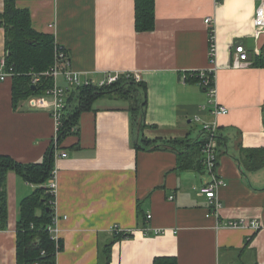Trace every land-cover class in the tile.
Instances as JSON below:
<instances>
[{"label":"crops","instance_id":"0c3cea01","mask_svg":"<svg viewBox=\"0 0 264 264\" xmlns=\"http://www.w3.org/2000/svg\"><path fill=\"white\" fill-rule=\"evenodd\" d=\"M16 6L29 11L36 32L67 51L75 72L97 80L138 75L146 86L142 132L133 128L125 102L101 97L60 143L66 157H54L52 211L61 244L55 264H264V162L251 168L258 157L249 152L264 150V34L252 37L257 2L155 0V26L148 32L135 30L134 0H16ZM237 44L248 53L242 68L231 66ZM4 55L0 27V59ZM212 66L215 100L228 110L217 117L198 80H182ZM33 97L15 107L12 79L0 81V155L22 164L41 162L54 137L51 116ZM211 122L217 127L215 172L225 183L216 216L199 194L209 180L200 164L202 126ZM141 137L153 146L138 149ZM174 139L184 142L174 149L161 142ZM35 188L8 172L0 264H17L19 205ZM251 220L260 228L226 227ZM113 227L129 236L114 237Z\"/></svg>","mask_w":264,"mask_h":264},{"label":"trees","instance_id":"16d2710c","mask_svg":"<svg viewBox=\"0 0 264 264\" xmlns=\"http://www.w3.org/2000/svg\"><path fill=\"white\" fill-rule=\"evenodd\" d=\"M0 11V27L5 33V58L7 66H13L15 75L12 79V100L16 105L31 96L43 94L52 86L51 77H42L32 89L29 73L47 71L53 63L54 39L51 35L36 32L31 26L29 11L16 6V0H2ZM134 26L137 32L152 31L155 26V0H134ZM194 80L195 79H191ZM146 86L136 82L132 74H120L115 83L101 88L88 87L72 91L68 98V106L57 135L60 144L77 125L82 112L89 110L93 103L101 97L117 99L127 103L131 113L133 128L144 129ZM74 132V131H73ZM156 142V141H154ZM173 148L184 141H161ZM187 143V142H186ZM203 143V142H202ZM202 145V144H201ZM138 149H149L151 140L141 137L136 143ZM157 146H154L156 148ZM201 149V148H200ZM54 144L51 143L43 159L39 163L22 164L8 156L0 155V226L5 228L8 220L7 194L5 183L8 172L12 171L27 183L36 188L25 197L19 205V219L16 227V259L17 264H55L56 247L47 231L52 223L53 211L50 206L52 196L47 193L46 183L54 170ZM258 157L251 168H259L264 162V150L249 151ZM248 152V153H249ZM249 153V154H250ZM186 169L187 167H182ZM40 212L37 214V212ZM129 235H115L127 237Z\"/></svg>","mask_w":264,"mask_h":264},{"label":"built area","instance_id":"2783aa9c","mask_svg":"<svg viewBox=\"0 0 264 264\" xmlns=\"http://www.w3.org/2000/svg\"><path fill=\"white\" fill-rule=\"evenodd\" d=\"M219 3L221 0H215ZM257 2L252 24H253V33L252 37L257 41L261 35L264 34V0H255ZM211 18L205 19V24L208 27L209 31V59L210 63H215L216 55V45L214 42V29L211 25ZM241 44H237L233 47L234 58L232 61L233 68H242L248 64V53ZM214 71L215 67L212 66V69L201 70V71H190L185 73L182 77V80L186 82L188 78L197 79V83L205 90V93L208 97L209 107L211 108V115L217 117L219 115L227 114L228 110L217 104L215 100V86H214ZM15 75L13 66H7L5 55L0 59V81H5L11 79ZM30 81L32 86H36L42 77H51L52 86L47 88L46 91L41 94L34 96L32 101L34 105L38 108L45 109L48 111L54 123V137L52 143L54 144L55 153L54 157L65 158L66 154L62 151H59V145L57 143V135L62 125V119L66 112L67 106V96L72 91H78L82 88L96 87L101 88L104 86H109L115 83L118 79V75H108L101 80H97L93 77L82 76L79 73L71 69L70 58L67 54V51L60 45L54 43L53 50V63L51 67L41 73H29ZM133 78L136 82H139V76L133 75ZM216 123H203L202 131L205 133V139L201 145V159L200 164L206 173H209V180L200 188L199 194L203 195L209 200L210 203V213L212 215L217 214L221 204L219 201L218 193L221 187L225 185L224 181L220 179L216 172L217 165V145L215 143L214 137L216 134ZM74 129L72 128V131ZM47 193L52 196L50 201V206L53 209L55 206V195L57 190L56 182V173L52 172L51 177L46 183ZM172 197H170L171 199ZM150 218V215H147V219ZM58 217L54 214L52 223L48 226L47 231L49 233L50 239L55 242L57 247L58 242V228H57ZM248 226L254 230L259 229L261 224L257 220L251 221H229L227 222L226 227L235 228L241 226ZM144 233L147 234V229H143ZM111 232L115 235H128L129 232L123 231L118 227H113ZM159 231H155L157 234ZM39 264V263H34Z\"/></svg>","mask_w":264,"mask_h":264},{"label":"water","instance_id":"95a60500","mask_svg":"<svg viewBox=\"0 0 264 264\" xmlns=\"http://www.w3.org/2000/svg\"><path fill=\"white\" fill-rule=\"evenodd\" d=\"M32 89L35 90V86H32Z\"/></svg>","mask_w":264,"mask_h":264},{"label":"rangeland","instance_id":"374dc122","mask_svg":"<svg viewBox=\"0 0 264 264\" xmlns=\"http://www.w3.org/2000/svg\"><path fill=\"white\" fill-rule=\"evenodd\" d=\"M124 102V101H123ZM126 103V102H125ZM127 104V103H126Z\"/></svg>","mask_w":264,"mask_h":264}]
</instances>
